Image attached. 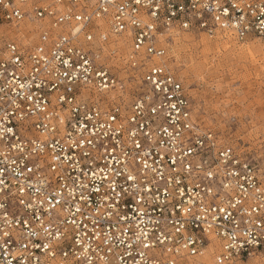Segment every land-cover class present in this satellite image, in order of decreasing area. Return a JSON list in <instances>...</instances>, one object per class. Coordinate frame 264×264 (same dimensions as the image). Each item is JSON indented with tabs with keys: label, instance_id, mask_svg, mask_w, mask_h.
Wrapping results in <instances>:
<instances>
[{
	"label": "built area",
	"instance_id": "built-area-1",
	"mask_svg": "<svg viewBox=\"0 0 264 264\" xmlns=\"http://www.w3.org/2000/svg\"><path fill=\"white\" fill-rule=\"evenodd\" d=\"M177 30L264 47V0H0V264H264V163L198 121Z\"/></svg>",
	"mask_w": 264,
	"mask_h": 264
},
{
	"label": "rangeland",
	"instance_id": "rangeland-1",
	"mask_svg": "<svg viewBox=\"0 0 264 264\" xmlns=\"http://www.w3.org/2000/svg\"><path fill=\"white\" fill-rule=\"evenodd\" d=\"M168 63L188 87L200 124L251 162L264 163V47L228 35L177 30ZM205 258H207L205 260ZM180 264H213L212 255ZM230 264H260L255 259Z\"/></svg>",
	"mask_w": 264,
	"mask_h": 264
},
{
	"label": "snow or ice",
	"instance_id": "snow-or-ice-1",
	"mask_svg": "<svg viewBox=\"0 0 264 264\" xmlns=\"http://www.w3.org/2000/svg\"><path fill=\"white\" fill-rule=\"evenodd\" d=\"M136 3L138 4V3H139V0H136ZM153 111H155V109H153ZM9 131H11V129H9ZM133 135H135V133H133ZM136 147L139 148V147H140V144L137 143V144H136ZM93 175H95V174L93 173ZM128 179L131 180V179H135V178L132 177V176H129ZM0 183H2V181H0Z\"/></svg>",
	"mask_w": 264,
	"mask_h": 264
},
{
	"label": "bare ground",
	"instance_id": "bare-ground-1",
	"mask_svg": "<svg viewBox=\"0 0 264 264\" xmlns=\"http://www.w3.org/2000/svg\"><path fill=\"white\" fill-rule=\"evenodd\" d=\"M207 258H205V260H206Z\"/></svg>",
	"mask_w": 264,
	"mask_h": 264
}]
</instances>
